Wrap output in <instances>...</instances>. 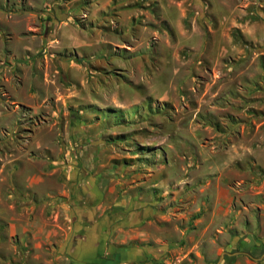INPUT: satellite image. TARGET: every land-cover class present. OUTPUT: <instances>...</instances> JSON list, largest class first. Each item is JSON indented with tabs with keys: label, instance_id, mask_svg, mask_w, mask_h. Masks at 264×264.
<instances>
[{
	"label": "rangeland",
	"instance_id": "374dc122",
	"mask_svg": "<svg viewBox=\"0 0 264 264\" xmlns=\"http://www.w3.org/2000/svg\"><path fill=\"white\" fill-rule=\"evenodd\" d=\"M214 140L264 153V0H0V264H67L87 160Z\"/></svg>",
	"mask_w": 264,
	"mask_h": 264
},
{
	"label": "crops",
	"instance_id": "0c3cea01",
	"mask_svg": "<svg viewBox=\"0 0 264 264\" xmlns=\"http://www.w3.org/2000/svg\"><path fill=\"white\" fill-rule=\"evenodd\" d=\"M185 144L190 155L171 156L167 145L162 159L128 148L118 163L87 160L89 175L77 182L70 202L67 264L254 259L240 249L259 242L264 230V153L255 156L233 142ZM70 178L75 184V171Z\"/></svg>",
	"mask_w": 264,
	"mask_h": 264
},
{
	"label": "water",
	"instance_id": "95a60500",
	"mask_svg": "<svg viewBox=\"0 0 264 264\" xmlns=\"http://www.w3.org/2000/svg\"><path fill=\"white\" fill-rule=\"evenodd\" d=\"M221 260H222V258H220V260L216 264H219Z\"/></svg>",
	"mask_w": 264,
	"mask_h": 264
}]
</instances>
